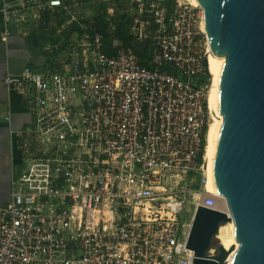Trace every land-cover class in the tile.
Masks as SVG:
<instances>
[{"label": "built area", "instance_id": "2783aa9c", "mask_svg": "<svg viewBox=\"0 0 264 264\" xmlns=\"http://www.w3.org/2000/svg\"><path fill=\"white\" fill-rule=\"evenodd\" d=\"M99 1L112 14L113 0ZM128 1L132 30L149 40L151 67L130 47L104 53L93 19L75 12L82 0L1 3L2 41L11 23L50 15L41 45L50 59L2 77L30 119L9 133L23 142L0 206V264L193 262L189 210L167 187L192 189L196 173L199 188L205 181L198 158L210 80L192 84L207 70L202 9L193 0ZM0 114L10 122L9 111ZM192 190V214L197 204H215L216 196Z\"/></svg>", "mask_w": 264, "mask_h": 264}, {"label": "water", "instance_id": "95a60500", "mask_svg": "<svg viewBox=\"0 0 264 264\" xmlns=\"http://www.w3.org/2000/svg\"><path fill=\"white\" fill-rule=\"evenodd\" d=\"M193 2L202 9L208 51L223 57L209 100L211 117L222 124L205 168L207 191L224 197L228 213L197 204L186 247L192 264H224L233 248L207 251L219 226L232 220L238 246L229 264H264V0Z\"/></svg>", "mask_w": 264, "mask_h": 264}, {"label": "crops", "instance_id": "0c3cea01", "mask_svg": "<svg viewBox=\"0 0 264 264\" xmlns=\"http://www.w3.org/2000/svg\"><path fill=\"white\" fill-rule=\"evenodd\" d=\"M2 1L0 0V6ZM57 15L59 14L55 13V17ZM47 16L50 19V15ZM56 21L59 24L61 19ZM1 24L0 15V112L9 111L11 120L9 123L3 121L0 114V206L5 204L10 197L11 149L20 148L23 142V137L20 139L17 134L19 132L11 137L10 129L19 131L30 119V114L19 95L6 90L2 84V77L6 72H18L24 65L41 69L50 59V54L41 49L45 33L40 20L30 21L23 25L11 23L10 34L5 41L1 40Z\"/></svg>", "mask_w": 264, "mask_h": 264}, {"label": "trees", "instance_id": "16d2710c", "mask_svg": "<svg viewBox=\"0 0 264 264\" xmlns=\"http://www.w3.org/2000/svg\"><path fill=\"white\" fill-rule=\"evenodd\" d=\"M85 1V0H82ZM115 10L112 14H108V8L110 5L106 2L99 6V10H96L93 16V26L101 33L103 46L102 51L108 55L113 54L119 47H130L133 52L139 57L142 65L151 67L152 64L147 55V49L149 47V40L147 38L139 41L137 39L136 32L132 30L133 18L127 9L130 7L128 0H113ZM49 16L44 15L40 18L41 27L46 26L48 23ZM151 23L145 28L146 31L151 30ZM206 72L199 74L192 79L194 86H202L207 82ZM206 109V108H205ZM207 130V125L204 126V132ZM206 138L202 139V152L198 158V163L203 161L204 147ZM194 175V183L191 185L192 189L199 188V174Z\"/></svg>", "mask_w": 264, "mask_h": 264}, {"label": "bare ground", "instance_id": "6f19581e", "mask_svg": "<svg viewBox=\"0 0 264 264\" xmlns=\"http://www.w3.org/2000/svg\"><path fill=\"white\" fill-rule=\"evenodd\" d=\"M222 58L223 57H216V56L212 55L209 51L206 55L207 71L210 74V87L208 89V95H207V108H208V112L210 115V120H209L208 125H207V130H206V135H205L206 143H205L204 153H203V168L205 171V175H206V168H205L206 167V161H207V157H208L209 150L211 147V143H212L220 125L222 124V119H216V118L211 117L210 109H209L210 90H211V84H212L214 71L216 69L218 62ZM203 185H204V189H205L206 193H210V194L216 196V202L212 207H216V208L228 213L227 205H226L224 197L221 196V194H219V193H216L213 191H207L206 179H205ZM216 238L219 240V242L221 243V245L225 249L230 250V248H233L232 251H230L228 253V257L224 262V264H229L230 260L234 256L235 251H236L237 246H238V243L236 242V240L234 238V224H233L232 220H229L226 223H223L219 226L218 231L216 233Z\"/></svg>", "mask_w": 264, "mask_h": 264}, {"label": "rangeland", "instance_id": "374dc122", "mask_svg": "<svg viewBox=\"0 0 264 264\" xmlns=\"http://www.w3.org/2000/svg\"><path fill=\"white\" fill-rule=\"evenodd\" d=\"M102 3H104V2L99 1V0H85V1H83L82 5L78 9L75 10V12H76V14L83 16L86 19H93V16L95 15L96 10H99V6L102 5ZM129 12L133 14L134 10L131 9ZM57 17H58V15H57ZM60 18H61V16H59L58 18H54L55 22L50 23L49 24L50 27L55 29L57 26H59V24L57 23L58 21H56V19L59 20ZM205 47H207V44H206L205 38H202L201 39V46H200V49L202 50V52H203ZM207 49H208V47H207ZM207 75H208L207 76L208 79L210 80V74L208 73ZM206 110H207L206 115H207L208 122H209L210 115L208 112V108ZM14 135H16V134H14ZM21 137L22 136H20V139H21ZM21 142L22 141L20 140V143ZM14 165H15L14 169H16V167L17 168L20 167V164H18L17 162H15ZM205 179H206V175H205ZM167 190H169L173 195L176 194L177 196H180V199H182V198L185 199V201H184L185 207L184 208L188 209L189 211H188V213L187 212L185 213L184 218L187 222H190V218H191L192 210H193V203H192L193 195L191 194V192H193V190L190 189L188 185H186V186L184 185L182 187H180V186L171 187L170 189H169V187H167ZM203 191L206 192L204 189V185H203V189L202 188L195 189V193H199V192H203ZM219 244H221L219 242V240L216 237H213L212 241H211V248H210L213 250V254L216 253L217 246Z\"/></svg>", "mask_w": 264, "mask_h": 264}, {"label": "flooded vegetation", "instance_id": "af4514ba", "mask_svg": "<svg viewBox=\"0 0 264 264\" xmlns=\"http://www.w3.org/2000/svg\"><path fill=\"white\" fill-rule=\"evenodd\" d=\"M11 116V114H10ZM20 149L19 148H13L11 149V153H10V164L12 162H19L20 160ZM10 185V183H9ZM5 198H7V196H5Z\"/></svg>", "mask_w": 264, "mask_h": 264}]
</instances>
